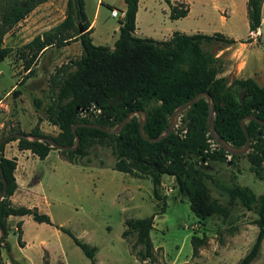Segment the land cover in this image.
<instances>
[{"label": "trees", "instance_id": "obj_1", "mask_svg": "<svg viewBox=\"0 0 264 264\" xmlns=\"http://www.w3.org/2000/svg\"><path fill=\"white\" fill-rule=\"evenodd\" d=\"M46 0H10L0 16V61L8 56L10 48L4 45L6 32ZM169 17L178 19L188 14L189 5L184 2L172 4ZM264 0H247L246 16L250 33L258 30L261 24V9ZM125 9L120 18L122 24L113 47L97 45L92 41V28L85 12L84 0H67L65 18L56 26L40 35H36L21 49V57L27 73L39 56L49 47H62L71 41H79V57L61 63L50 75L49 86L53 93L51 103L45 108L46 120L58 127L59 132L53 138L59 145L73 146L75 133L79 136V145L73 150H60L45 141L30 140L6 135L0 144V190L3 178L6 182L3 198L0 201V223L4 235L0 244V264H7L2 257V249L11 251L6 241L9 216L30 215L38 223L53 224L48 214L39 211L36 206L15 205L10 197L17 188L15 169L16 157L4 155L5 144L17 140L19 150H29L39 159H44L52 149H57L63 159L83 164H91V148L95 145L111 148L112 169L127 173L136 178H149L152 192L162 206L155 213L139 218H130L124 222L128 233H136L133 248L141 245L135 252L142 263H159L155 260L150 236L154 217L166 209V197L160 194L163 175L174 176L180 193L189 201L190 210L199 223L214 215L227 216L229 208L213 199L205 182V174L199 163L206 162L210 155L216 159H226L230 154L218 147L208 129V102L201 96L190 107L178 115L172 132L155 142H151L140 133L139 121L146 113L143 133L155 138L166 129L172 111L187 102L198 92H207L213 102L214 127L221 137L236 147H242L246 135L240 125L241 118L254 115L264 120V85L260 86L251 78L229 80L219 74L223 70V60L216 55L217 48L228 46L235 39L219 32L205 34L201 32L187 34L174 31L165 40L150 37H138L136 12L138 0H124ZM112 7V6H110ZM79 28H83L79 32ZM250 41V38L245 40ZM27 77V76H26ZM18 93V91L16 92ZM39 104L40 102L37 101ZM131 111L134 114L117 133H108L100 128L86 124L95 123L103 127L115 128ZM245 127L250 136V150L244 154L250 163V171L259 179L264 174V126L255 120H246ZM23 133L22 131H18ZM27 134V133H24ZM32 135L43 136L38 126ZM211 144L216 147L211 149ZM240 155H230V162ZM99 165L105 161L99 159ZM230 203H240L247 210L256 213L255 224L258 227L256 237L249 250L235 264H251L261 252L264 241V193L257 194L250 187L234 183L229 193ZM21 224L16 225L17 242L21 240ZM83 254L96 264L97 247L84 242L62 226ZM192 256L208 243L205 234L196 232L190 237ZM11 264H27L11 259ZM173 264H189L188 262Z\"/></svg>", "mask_w": 264, "mask_h": 264}, {"label": "rangeland", "instance_id": "obj_2", "mask_svg": "<svg viewBox=\"0 0 264 264\" xmlns=\"http://www.w3.org/2000/svg\"><path fill=\"white\" fill-rule=\"evenodd\" d=\"M9 1L0 0V16ZM106 1L113 3L112 7L121 13L123 0ZM84 3L86 15L93 17L97 0H84ZM66 5L67 0H46L4 36V45L10 52L0 61V139L18 131L30 133L35 126L45 137H54L59 132L57 126L46 120L45 108L53 98L49 79L61 63L80 56V43L71 41L62 47L47 48L30 73L24 68L21 49L36 35L59 24L65 18ZM110 6L103 4L100 7L98 22H117V18L110 17ZM237 11L233 22H237L246 40V12L241 5ZM176 122L179 125L178 117ZM4 155L16 157L20 186L29 185L23 205L36 206L48 214L53 223H38L30 215L9 216L5 242L10 244L11 251L2 249L7 264H11V259L27 264H91L72 238L58 226L96 246V264H149L137 259L135 252L141 245L133 248L136 233L122 237L126 229L124 222L155 213L162 201L153 196L149 178H136L109 166L113 162L110 147L93 146L89 155L93 160L91 164H83L85 158L76 164L70 163L57 149L39 159L29 150H19L17 140L5 144ZM99 159L105 161V165H99ZM229 160L230 155L226 159L209 155L206 162L199 163L212 198L229 208L227 216L214 214L206 219V223L198 222L188 199L179 192L175 178L162 176L159 189L161 196L166 197L167 205L163 213L155 215V226L150 233L157 262L235 264L249 250L258 231L257 215L240 203H230L229 193L234 183L246 185L257 194L264 193V174L263 179H259L250 171L246 155H240L230 163ZM21 170L25 172L26 180L20 176ZM18 222H22L23 246L17 242ZM193 232L208 237V243L199 249L196 257L192 256L190 242ZM251 264H264V241L259 257Z\"/></svg>", "mask_w": 264, "mask_h": 264}, {"label": "crops", "instance_id": "obj_3", "mask_svg": "<svg viewBox=\"0 0 264 264\" xmlns=\"http://www.w3.org/2000/svg\"><path fill=\"white\" fill-rule=\"evenodd\" d=\"M170 1L172 4H175L176 2L188 3V14L178 19H171L169 17L170 7L165 0H138L136 29L133 34L138 37H150L155 40H165L169 38L174 31L187 34L197 32L213 34L219 32L236 40V42L228 46L215 49L216 55L220 56L224 63L223 70L219 75L225 76L229 80L251 77L258 85H264V1L261 9V24L257 33H250L248 22L246 24V38H250V41L248 42L243 39L244 37H242V33H240L238 29L237 22H233V19L238 12L237 9L239 5H241L246 12L247 0ZM103 4H110L113 6V3H108L106 0H97L96 11L93 17L89 18L87 16L90 21L89 27L92 28V41L97 45L113 47L122 26L120 22L122 14L114 17L117 18V22H98V12ZM122 6L123 8H120L121 13H123L125 9L124 0ZM112 8L114 7H111V9ZM110 17L113 18L111 15ZM252 51L254 52L253 55ZM16 172L17 167L15 169L17 188L11 195L10 200L15 205H23L22 202L26 196L29 185L20 186ZM20 176L25 177L26 180V174L23 170L20 171ZM163 176L174 178V176L171 175ZM204 223H206V220ZM154 226L155 223H153L152 229H154Z\"/></svg>", "mask_w": 264, "mask_h": 264}, {"label": "water", "instance_id": "obj_4", "mask_svg": "<svg viewBox=\"0 0 264 264\" xmlns=\"http://www.w3.org/2000/svg\"><path fill=\"white\" fill-rule=\"evenodd\" d=\"M82 31H83V28H79V32H82ZM256 32H257V30L253 31V33H256ZM201 96H205L206 100L208 102V129H209V133L211 134L213 140L216 142L217 146L222 148L225 152H227L230 155H232V154H235V155H244V154H246L250 150L251 139H250L248 131H247L246 127H245V121L252 119V120H255L256 122H258L260 125L264 126V120H261V119L257 118L254 115H248V116H245V117L241 118L240 125H241V127H242V129H243V131H244V133L246 135V141H245V143H244V145L242 147L233 146L232 144H230L227 141H225L221 137V135L215 130V127H214L213 102H212L211 96L207 92H198L192 98H190L187 102H185V103L179 105L178 107H176L172 111V113L170 115V119H169L168 125H167L166 129L164 130V132L161 133L159 136H157L155 138H148L143 133V124L145 122V117H146V113L143 112V117L139 121V130H140V133L143 136V138H145V139H147V140H149L151 142H155V141H158V140L168 136L172 132L173 128L175 127L176 118L178 117L180 112H182L183 110H185L188 107H190ZM134 114L140 116L141 113L139 111H131V112H129L127 114V116L115 128L103 127V126L95 124V123H89V124H86V125L90 126V127L100 128V129H102V130H104V131H106L108 133L117 134L122 129L124 124L126 122H128L129 119L131 118V116H133ZM76 126H77V124H74L72 126L73 133L75 134V144L73 146L59 145L58 143H56L54 141L53 138L45 137V136H39V135H32L30 133L24 134V133L15 132L12 135H14L15 137H18V138L45 141V142L49 143L52 147L60 149V150H73V149H76L78 147V145H79V136L76 135V133H75V127ZM6 137L7 136H4V137H2L0 139V144L6 139ZM229 163H230V161H229ZM0 174L2 175L1 168H0ZM5 187H6V182H5L4 178H3V187L0 190V201L3 198V193H4ZM3 235H4V232H3V228H2L1 223H0V244H1V237Z\"/></svg>", "mask_w": 264, "mask_h": 264}, {"label": "built area", "instance_id": "obj_5", "mask_svg": "<svg viewBox=\"0 0 264 264\" xmlns=\"http://www.w3.org/2000/svg\"><path fill=\"white\" fill-rule=\"evenodd\" d=\"M120 14L123 15V13H119L116 8H112L111 11H110V15L113 16V17H117ZM215 147H216L215 144H211V149H214Z\"/></svg>", "mask_w": 264, "mask_h": 264}]
</instances>
